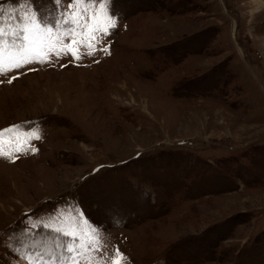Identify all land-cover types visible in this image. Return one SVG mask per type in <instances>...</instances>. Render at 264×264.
Returning a JSON list of instances; mask_svg holds the SVG:
<instances>
[{"label":"rangeland","instance_id":"374dc122","mask_svg":"<svg viewBox=\"0 0 264 264\" xmlns=\"http://www.w3.org/2000/svg\"><path fill=\"white\" fill-rule=\"evenodd\" d=\"M0 8L18 27L10 15L37 11L66 45L62 14L109 29L78 27V60L0 74V130L19 126L0 155V264L67 260L64 231L80 264L117 249L121 264H264V0Z\"/></svg>","mask_w":264,"mask_h":264},{"label":"snow or ice","instance_id":"6c2138e0","mask_svg":"<svg viewBox=\"0 0 264 264\" xmlns=\"http://www.w3.org/2000/svg\"><path fill=\"white\" fill-rule=\"evenodd\" d=\"M53 2L58 3V0H53ZM76 2H80V0H76ZM100 7L103 10L105 6L101 4ZM3 12L4 10L0 8V74L11 72L14 69H21L33 63L46 62L52 54L57 58L70 54L74 59L78 60L83 54L76 47L78 42L75 37L77 35H85L84 31H77L78 27L87 30V37L90 41L99 39L94 35L96 31L99 30L105 34L109 31L108 27H101L99 25L96 16L91 17V23H89L88 18H85L81 24L78 16H74L73 20L70 21L66 18V14H62L56 19L55 26L56 28H60L62 25L68 26L63 31L64 35L72 37V42L70 45H66L62 43L59 36L55 39L53 38V26L41 20L37 11H33L32 13L25 12L23 16L10 15V20L17 21L19 27L17 24L6 23L3 19ZM104 15L110 27L114 29L116 27L115 17H109L107 13ZM87 47L92 49L94 45L89 43ZM104 50L107 51V49ZM87 55H94V53L89 51ZM8 82L11 83L12 80ZM18 128L19 126H11L0 130V155L11 157V152L6 153L3 149V145L9 143L3 138L6 134L15 133ZM23 135L37 140L41 138L40 134L36 132L24 133ZM15 151L25 152L27 149L24 148L23 143H17ZM31 151L35 152L36 149L32 148ZM55 231L59 232L61 229L57 228ZM92 231L95 232V229ZM63 234L65 236H71L72 243L65 247V251L69 254L67 260L62 258L59 264H80L81 257L86 251L85 245L78 243L80 238L77 237L74 231H64ZM94 240V249L98 250L100 246L99 238L94 237ZM115 257L116 259L112 261V264H121L124 257L119 249L116 250ZM53 264H56V262H53Z\"/></svg>","mask_w":264,"mask_h":264}]
</instances>
